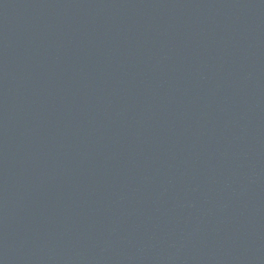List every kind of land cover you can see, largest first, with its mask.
I'll list each match as a JSON object with an SVG mask.
<instances>
[{
	"label": "water",
	"instance_id": "1",
	"mask_svg": "<svg viewBox=\"0 0 264 264\" xmlns=\"http://www.w3.org/2000/svg\"><path fill=\"white\" fill-rule=\"evenodd\" d=\"M0 264H264V0H0Z\"/></svg>",
	"mask_w": 264,
	"mask_h": 264
}]
</instances>
